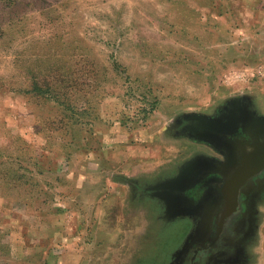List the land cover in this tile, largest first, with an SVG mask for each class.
<instances>
[{
    "label": "rangeland",
    "instance_id": "rangeland-1",
    "mask_svg": "<svg viewBox=\"0 0 264 264\" xmlns=\"http://www.w3.org/2000/svg\"><path fill=\"white\" fill-rule=\"evenodd\" d=\"M239 102L264 117V0H0V264H165L145 189Z\"/></svg>",
    "mask_w": 264,
    "mask_h": 264
},
{
    "label": "flooded vegetation",
    "instance_id": "flooded-vegetation-1",
    "mask_svg": "<svg viewBox=\"0 0 264 264\" xmlns=\"http://www.w3.org/2000/svg\"><path fill=\"white\" fill-rule=\"evenodd\" d=\"M248 109L239 102L224 113L211 133L215 144L185 173L189 181L171 185V175L145 189L167 224H183L182 242L165 264H264V165L244 161L262 139L246 128Z\"/></svg>",
    "mask_w": 264,
    "mask_h": 264
},
{
    "label": "water",
    "instance_id": "water-1",
    "mask_svg": "<svg viewBox=\"0 0 264 264\" xmlns=\"http://www.w3.org/2000/svg\"><path fill=\"white\" fill-rule=\"evenodd\" d=\"M250 116V115H249ZM251 117V116H250ZM252 118V127H246L249 129V133L252 134L253 136H256L258 139H262L261 143H258L256 146V149L254 152H252L248 158H246L245 165H264V117L262 118H256V117H251ZM237 119L235 122L238 124H245L246 121L243 119H239L238 117H235ZM243 123H240V122ZM190 126L189 129L192 132V135L197 138V139H203L206 140L207 142H210L211 144H215L216 141V136L211 134L215 133L216 131V126L218 125V122L207 120L204 117H190L189 119ZM249 124V123H247ZM242 125V126H243ZM199 161V157L195 158L193 161H191L189 164H187L183 171L174 179H172L169 183L171 185H180L183 184V181L188 180V178H185V173L197 166L196 164ZM186 170V171H185ZM189 181V180H188ZM167 182L164 183L162 186H166Z\"/></svg>",
    "mask_w": 264,
    "mask_h": 264
},
{
    "label": "bare ground",
    "instance_id": "bare-ground-1",
    "mask_svg": "<svg viewBox=\"0 0 264 264\" xmlns=\"http://www.w3.org/2000/svg\"><path fill=\"white\" fill-rule=\"evenodd\" d=\"M177 142H179V141H177ZM169 143H170V141H169ZM179 144H183V143H179ZM179 144H176V145H179ZM172 145H173V142H172ZM175 146V145H174ZM181 150V149H180Z\"/></svg>",
    "mask_w": 264,
    "mask_h": 264
}]
</instances>
